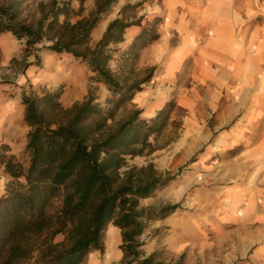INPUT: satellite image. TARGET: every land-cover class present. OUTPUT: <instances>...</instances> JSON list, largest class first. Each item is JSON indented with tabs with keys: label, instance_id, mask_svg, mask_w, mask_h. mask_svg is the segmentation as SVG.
I'll return each instance as SVG.
<instances>
[{
	"label": "trees",
	"instance_id": "16d2710c",
	"mask_svg": "<svg viewBox=\"0 0 264 264\" xmlns=\"http://www.w3.org/2000/svg\"><path fill=\"white\" fill-rule=\"evenodd\" d=\"M119 0H0V36L12 33L23 43V70L39 65V49L67 53L89 71V80L110 93L105 105L89 96L65 107L62 90L21 93L23 120L30 127L22 153L0 144V165L8 175L0 196V264H81L92 251H104L109 225L121 230L122 264H163L143 256L140 237L151 221L177 211L180 203L143 207L176 175L159 172L153 163L129 165L128 158L152 152L157 138L177 108L167 100L153 117L141 116L132 104L149 83L155 67H138L141 54L162 37L164 18L143 24V2L126 3L99 41L93 33ZM139 32L125 48L130 27ZM40 45V46H39ZM34 53L35 61L27 57ZM17 61L14 56L11 63ZM113 64L115 66L113 67ZM123 109L125 117L117 119ZM233 264H243L239 260Z\"/></svg>",
	"mask_w": 264,
	"mask_h": 264
},
{
	"label": "rangeland",
	"instance_id": "374dc122",
	"mask_svg": "<svg viewBox=\"0 0 264 264\" xmlns=\"http://www.w3.org/2000/svg\"><path fill=\"white\" fill-rule=\"evenodd\" d=\"M35 1L28 0L30 12ZM140 1L143 8L138 16L145 14L143 24L155 15L164 18L169 0H119L95 29L93 45L123 5ZM79 4L74 0L75 7ZM84 5L87 14L94 0H85ZM139 30L137 26L128 29L125 42L118 47L125 48ZM36 53L40 64L23 70L22 41L10 32L0 36V144L12 141L16 147L22 145L23 126L18 116L24 111L20 98L23 90L39 95L62 90L65 107L89 96L105 105L110 96L104 85L89 80L87 68L70 54L43 48ZM14 56L17 61L11 63ZM35 59L34 53L27 57L28 61ZM150 61L141 54V76L147 67H155L154 75L127 109L135 105L142 109V117L150 118L171 98L177 108L166 129L150 139L153 151L128 158V163L142 166L151 162L159 172L176 175L153 196L141 199V206L159 208L180 203L181 207L169 217L148 224L140 237L144 242L142 255L153 254L163 264H233L239 260L255 264L256 252L264 245V75L258 79L259 90L247 93L240 101L234 90L221 91L218 85L189 75L191 59L173 77L164 72V63L154 65ZM123 117L121 109L117 119ZM27 132L24 128L26 136ZM25 145L20 152L12 151L20 154ZM5 177L0 165V192L4 191ZM112 228L110 224L106 231L104 251H92L81 264H89L91 259L96 264H122L121 231L115 250L107 253Z\"/></svg>",
	"mask_w": 264,
	"mask_h": 264
},
{
	"label": "crops",
	"instance_id": "0c3cea01",
	"mask_svg": "<svg viewBox=\"0 0 264 264\" xmlns=\"http://www.w3.org/2000/svg\"><path fill=\"white\" fill-rule=\"evenodd\" d=\"M163 12L161 40L145 48L143 58L154 65L164 63L170 77L177 76L191 59L189 75L216 84L221 91L234 90L240 101L259 90L258 79L264 75V0H169ZM23 113L18 116L22 145L9 142L15 152L26 144L24 128L30 130ZM111 228L107 253L115 250L121 231L112 223ZM253 260L264 264V245ZM93 261L89 264H96Z\"/></svg>",
	"mask_w": 264,
	"mask_h": 264
}]
</instances>
